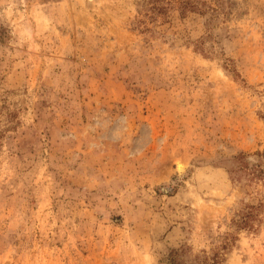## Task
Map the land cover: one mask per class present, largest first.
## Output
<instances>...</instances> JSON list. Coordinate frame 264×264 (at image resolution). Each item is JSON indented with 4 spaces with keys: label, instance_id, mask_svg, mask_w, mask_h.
I'll use <instances>...</instances> for the list:
<instances>
[{
    "label": "rangeland",
    "instance_id": "374dc122",
    "mask_svg": "<svg viewBox=\"0 0 264 264\" xmlns=\"http://www.w3.org/2000/svg\"><path fill=\"white\" fill-rule=\"evenodd\" d=\"M0 264H264V0H0Z\"/></svg>",
    "mask_w": 264,
    "mask_h": 264
},
{
    "label": "bare ground",
    "instance_id": "6f19581e",
    "mask_svg": "<svg viewBox=\"0 0 264 264\" xmlns=\"http://www.w3.org/2000/svg\"><path fill=\"white\" fill-rule=\"evenodd\" d=\"M180 168H182V165L180 164Z\"/></svg>",
    "mask_w": 264,
    "mask_h": 264
}]
</instances>
